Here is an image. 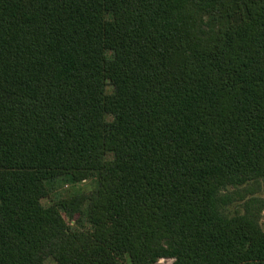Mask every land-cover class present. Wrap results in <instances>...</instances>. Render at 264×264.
Masks as SVG:
<instances>
[{
	"label": "trees",
	"instance_id": "1",
	"mask_svg": "<svg viewBox=\"0 0 264 264\" xmlns=\"http://www.w3.org/2000/svg\"><path fill=\"white\" fill-rule=\"evenodd\" d=\"M262 181L264 0H0V264H264Z\"/></svg>",
	"mask_w": 264,
	"mask_h": 264
},
{
	"label": "rangeland",
	"instance_id": "2",
	"mask_svg": "<svg viewBox=\"0 0 264 264\" xmlns=\"http://www.w3.org/2000/svg\"><path fill=\"white\" fill-rule=\"evenodd\" d=\"M109 148L111 149L112 145H109ZM57 185L61 186V182L57 183ZM93 187L94 185L90 180H88L85 174H78L75 181H70L67 184H64L58 190L61 195H70L76 191L89 192ZM237 190L233 187L228 191L229 194H232L233 199L231 200V203L222 207L223 212L228 216H232L237 213L243 214L246 212V202L254 199L256 200L254 211L259 210V212L257 211V216L262 228L264 229V181L260 184H253L250 187H248V185L240 187ZM100 217L105 218V215L100 214ZM47 260L49 264H54L51 259L48 258ZM160 262L170 263L172 262V259L162 258ZM121 264H129V262L125 261Z\"/></svg>",
	"mask_w": 264,
	"mask_h": 264
}]
</instances>
